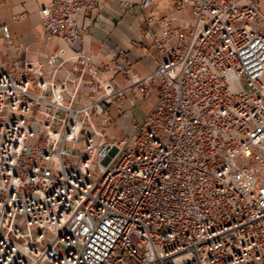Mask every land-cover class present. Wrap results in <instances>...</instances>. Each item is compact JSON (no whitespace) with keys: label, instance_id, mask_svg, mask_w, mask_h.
<instances>
[{"label":"built area","instance_id":"1","mask_svg":"<svg viewBox=\"0 0 264 264\" xmlns=\"http://www.w3.org/2000/svg\"><path fill=\"white\" fill-rule=\"evenodd\" d=\"M97 1L52 0L42 24L74 43ZM262 2L173 0L190 19L157 20V69L126 86L85 54L60 80L44 77L53 57L0 51V264H264ZM157 78L142 119L121 107Z\"/></svg>","mask_w":264,"mask_h":264},{"label":"crops","instance_id":"2","mask_svg":"<svg viewBox=\"0 0 264 264\" xmlns=\"http://www.w3.org/2000/svg\"><path fill=\"white\" fill-rule=\"evenodd\" d=\"M51 1L0 0V26L7 24L13 39V45L9 46L0 29V51L5 63L11 62L18 54L45 63L53 57L54 62L45 68L44 77H51L57 68L56 76L63 80L68 72L73 70L74 59L68 60L59 68L58 66L64 59L73 58L81 53L90 56L97 65L105 64L106 68L101 71L102 79L117 86H126L157 69L158 50L155 46V38L162 37V30L157 20L169 16L175 18L176 23L181 24L190 19L188 10L176 9L173 0H154L153 5L146 9L138 7L137 4L141 0H98L96 6L100 7V12L93 9L88 16H80L82 33L76 42L70 43L49 34L42 24L40 10ZM129 3L135 4V7H127ZM261 9L264 13V2L261 4ZM98 14L101 20L95 23ZM148 18H153L150 25L147 23ZM148 26L153 30V34L145 36L142 30ZM110 49L116 51L118 56L113 58L108 51ZM120 63L126 64L125 71L117 68ZM159 80L157 78L155 85L150 88L154 97H157ZM130 94L138 96L135 105L128 98L119 103L130 115L142 119L148 112L136 110L140 100L145 98L138 89L131 91ZM125 103L128 104L127 107L124 106ZM114 105H117L121 112L117 103H108L110 114ZM121 115L122 113L118 117L112 116L119 119ZM111 128L121 129L118 124Z\"/></svg>","mask_w":264,"mask_h":264},{"label":"rangeland","instance_id":"3","mask_svg":"<svg viewBox=\"0 0 264 264\" xmlns=\"http://www.w3.org/2000/svg\"><path fill=\"white\" fill-rule=\"evenodd\" d=\"M156 99V97L152 96V97H146L145 99L143 100H140L139 102V106H137V110L136 111H140V112H149L151 106H152V103L153 101ZM124 106H128V104H124ZM121 112H119L118 110V106L114 105L111 107V114L114 116V117H118L120 115ZM38 127V121L37 123L34 125V128H37ZM105 131H106V135L109 139L111 138H121L123 136V132L121 129L117 128V129H112L111 127H106L105 128ZM67 147L71 148H75V146L72 144V143H67Z\"/></svg>","mask_w":264,"mask_h":264}]
</instances>
